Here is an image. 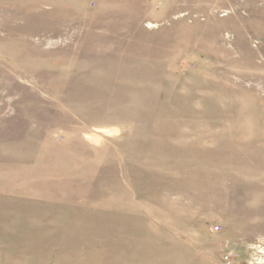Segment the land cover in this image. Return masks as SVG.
I'll list each match as a JSON object with an SVG mask.
<instances>
[{"label":"rangeland","instance_id":"rangeland-1","mask_svg":"<svg viewBox=\"0 0 264 264\" xmlns=\"http://www.w3.org/2000/svg\"><path fill=\"white\" fill-rule=\"evenodd\" d=\"M0 264H264V0H0Z\"/></svg>","mask_w":264,"mask_h":264},{"label":"built area","instance_id":"built-area-1","mask_svg":"<svg viewBox=\"0 0 264 264\" xmlns=\"http://www.w3.org/2000/svg\"><path fill=\"white\" fill-rule=\"evenodd\" d=\"M226 262L229 263V259L227 256H225Z\"/></svg>","mask_w":264,"mask_h":264}]
</instances>
